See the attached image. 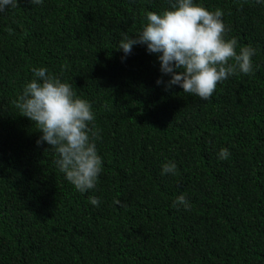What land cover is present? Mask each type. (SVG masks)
I'll return each instance as SVG.
<instances>
[{"label": "trees", "instance_id": "obj_1", "mask_svg": "<svg viewBox=\"0 0 264 264\" xmlns=\"http://www.w3.org/2000/svg\"><path fill=\"white\" fill-rule=\"evenodd\" d=\"M194 3L224 12L238 54L256 49L253 73L210 100L166 91L146 45L119 49L169 0H18L0 13V264H264V3ZM40 67L92 104L103 164L88 192L13 103ZM168 162L175 175H161ZM181 194L190 210L173 207Z\"/></svg>", "mask_w": 264, "mask_h": 264}, {"label": "clouds", "instance_id": "obj_2", "mask_svg": "<svg viewBox=\"0 0 264 264\" xmlns=\"http://www.w3.org/2000/svg\"><path fill=\"white\" fill-rule=\"evenodd\" d=\"M30 3L41 5L43 0H30ZM169 5L170 10L159 14L147 12V24L142 31L135 38L125 35L119 44L126 56L136 45H146L149 54H157L161 73L171 76L166 91L179 86L184 93L210 100L218 83L238 73H253L251 58L256 49L249 45L240 47L237 53L238 40L225 38L230 29L223 21L221 9L209 11L194 0H169ZM18 6V0H0V13ZM7 30L12 32L11 28ZM230 60L234 63H229ZM32 72L33 80L13 103L21 116L29 118L42 133L37 145L45 142L50 145L59 156L56 166L66 179L76 190L88 192L96 187L103 164L94 142L99 139V131L95 130L92 104L78 97L72 85L50 75L47 68H33ZM156 83L165 82L161 78ZM218 155L226 160L230 152L223 148ZM176 173L174 162L162 166L161 175ZM89 202L93 206L100 204L95 196H90ZM114 204L126 207L120 200ZM178 205L186 210L191 208L184 194L174 201L173 207Z\"/></svg>", "mask_w": 264, "mask_h": 264}]
</instances>
